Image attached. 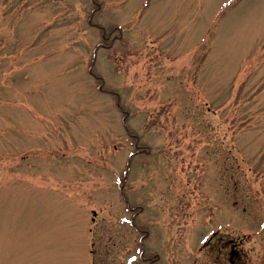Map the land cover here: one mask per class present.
<instances>
[{
	"label": "rangeland",
	"instance_id": "1",
	"mask_svg": "<svg viewBox=\"0 0 264 264\" xmlns=\"http://www.w3.org/2000/svg\"><path fill=\"white\" fill-rule=\"evenodd\" d=\"M0 264H264V0H0Z\"/></svg>",
	"mask_w": 264,
	"mask_h": 264
}]
</instances>
